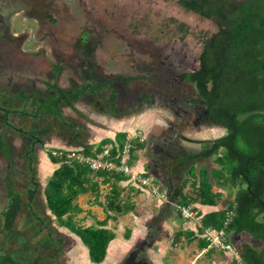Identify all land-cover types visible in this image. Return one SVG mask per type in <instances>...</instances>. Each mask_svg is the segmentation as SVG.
I'll list each match as a JSON object with an SVG mask.
<instances>
[{
    "label": "flooded vegetation",
    "instance_id": "obj_1",
    "mask_svg": "<svg viewBox=\"0 0 264 264\" xmlns=\"http://www.w3.org/2000/svg\"><path fill=\"white\" fill-rule=\"evenodd\" d=\"M123 1L0 0V264H150L152 254L164 248L169 234L153 218L111 260L93 261L77 232L47 211L35 168L44 143L24 123L15 125L10 110L14 89L20 94L38 75L66 71L72 74L71 90L85 88L79 96L85 104L109 105L113 98L124 113L155 110L166 124L147 139L156 166L172 153L193 155L195 144L209 142L199 133L220 126L193 79L207 37L201 36L200 24L191 29L174 15L158 26L157 35L148 34L163 11L141 7V0L137 8L122 6ZM16 16L33 19L36 31L26 28L15 35ZM30 38L39 45L26 49ZM17 118L25 120L21 114Z\"/></svg>",
    "mask_w": 264,
    "mask_h": 264
},
{
    "label": "trees",
    "instance_id": "obj_2",
    "mask_svg": "<svg viewBox=\"0 0 264 264\" xmlns=\"http://www.w3.org/2000/svg\"><path fill=\"white\" fill-rule=\"evenodd\" d=\"M188 11L212 20L218 30L206 37L200 55L198 71L194 74L197 90L207 101V108L214 124L226 133L210 141L197 155L214 158L220 168H228L232 184L240 181L233 203L236 214L229 228L256 229L264 232V223L258 217L264 212V0H179ZM102 84L94 85V87ZM71 90L67 95L58 91L54 102L71 103L83 93ZM12 111V110H11ZM18 113H21L18 111ZM25 115L27 111H23ZM37 115V114H36ZM30 135L32 133H29ZM125 135L119 138L122 146ZM141 144H135L136 151ZM116 152V147L113 148ZM135 156V153H134ZM60 166L48 180L44 194L47 205L61 225L70 227L88 247L93 261L102 262L108 253L115 231L108 227L111 216L96 225L82 226L75 221L81 208L75 204L78 195L94 191L99 195L95 175H114L125 179L123 174L92 171L85 165L66 162L53 157ZM219 194L212 192L210 183L201 182L197 195L183 198L184 204L201 201L216 204ZM108 208L119 214L135 209V204L121 198L116 184L108 194ZM19 204L12 203L14 216ZM226 210L207 214L203 222L222 227ZM247 264H264L262 255L243 250Z\"/></svg>",
    "mask_w": 264,
    "mask_h": 264
},
{
    "label": "crops",
    "instance_id": "obj_3",
    "mask_svg": "<svg viewBox=\"0 0 264 264\" xmlns=\"http://www.w3.org/2000/svg\"><path fill=\"white\" fill-rule=\"evenodd\" d=\"M17 34H19V32H15V35ZM71 77V72L66 71L63 74L53 72L49 76L38 75L35 79L31 80L29 89L23 90L20 94L14 89V94L10 98L12 121L15 125H23L24 123L28 132L39 134L44 143L37 154L35 162H37L39 158L40 163L38 168L42 177L41 180L44 179V181H42V195H44L43 198L45 199L44 201H46L47 211L51 213L47 205L44 189L53 172L61 164L60 162L56 163L53 161V156L47 151V148L83 150L86 153H94L107 146L112 148L117 147L119 138H122L124 135L127 136L128 133L136 134L142 132L143 135H141L144 137V141L136 140L138 145L141 144V147L135 151L134 170L137 173H145L151 176L153 180L158 181L166 189L165 191L158 190L167 194V198L156 196L162 200V204L156 212L157 214L152 212L151 216L146 220L148 223V221L153 218L159 219L161 230L164 229V231L169 234L166 242L161 244L164 246L163 250H156L152 254L150 264H241L230 252L208 249V240L204 237L202 232V226L207 225L203 222V218L211 212L225 210L229 204L233 203L237 193V191L230 193L229 190L221 186L222 184L219 182L222 181L213 178L215 174L214 170L217 168L220 169L214 157L212 159L215 165L211 167H209L206 162L199 161L205 159V157H200L197 154L210 144L211 140L204 143L206 145L204 147L202 146L193 155L175 152L176 154L172 153V156H168L163 160V165L156 166L159 161L148 149L149 145H147V139L151 132H156L161 126L163 127L166 124L157 118L154 109L146 108L139 112L124 113L113 98L109 101V105H106L107 102L105 103V101L99 102L106 107H102V105L98 103H92L90 105L86 102L85 104L83 101H80L81 99L79 98L71 103L58 102V104L55 105V100L62 95L61 93L59 94V90L70 95L68 93L72 89L70 86L72 83ZM112 96L114 97V94ZM96 97L97 95L95 93L93 98ZM20 99H22V102H20ZM46 105H49L48 110L43 111V107ZM52 107H56L53 112H51ZM18 111L21 113H18ZM23 111H27L28 114L25 115L22 113ZM20 114L25 117V120L19 121L17 117ZM13 119L17 121L15 122ZM211 128V137L209 138L212 140L223 136L226 131L224 129L222 135L214 136L216 135L215 131L217 129L214 126ZM199 135H201V132ZM100 142L103 143V147L97 146V143ZM195 164H199V168H193ZM202 165L208 168L203 170V168H201ZM193 169L195 170V176H199L200 179L190 175ZM206 173H209L208 182L212 185V192L220 195L217 199L218 201L216 204H208L201 201L192 203L197 209L198 215L195 219H185L179 211V206L184 204H182L181 201L184 197L192 198L197 195L201 182L205 181V178L201 177ZM190 177L191 181H189ZM93 182L99 184V195L94 191L80 194L76 197L75 204L81 208V212L83 211L81 200L87 199L88 203L93 204L87 209H97L93 212L96 218L93 219V221L96 220V224L100 220H105L110 216H114L109 208L107 209L111 214H104V216H102L99 207L96 205L103 204L102 196H100V192H102L103 188L108 189L105 195L106 206L109 200L108 194L111 193L115 184L121 191L128 187L132 190L133 194L138 196V199H140L139 197L142 192L147 194V199L153 196L155 197L147 188L142 187L128 177L125 179H117L114 175H95L93 176ZM155 185L157 187V184ZM190 190L193 191L192 196V191ZM188 193H190V195H188ZM91 195L94 196L96 204L92 202L93 199L91 200ZM135 205V209L132 211L137 210V204ZM101 208L102 211H105L104 207ZM145 211L149 212L147 210ZM258 219L264 223V212L259 215ZM110 220L109 225L111 227ZM120 225L118 224L116 228L112 227L116 234L112 242L119 240V245L122 246L125 244L123 247L126 248L128 245L126 239L130 236L126 237L128 230H121ZM146 225L144 224L142 226L141 224L140 226L146 229ZM209 226L215 229L220 228L213 225ZM134 233L135 231L132 235H134ZM140 233L143 232L139 228V233L137 234ZM227 239L231 241L241 253L243 250H252L262 255V260L264 261V232L261 233L259 230L256 231V229L237 230V227L234 226L228 229ZM80 240L82 241L81 237ZM116 247L117 243L115 241L113 248ZM111 251L112 244L108 248L107 256ZM243 264L247 263L244 261Z\"/></svg>",
    "mask_w": 264,
    "mask_h": 264
},
{
    "label": "rangeland",
    "instance_id": "obj_4",
    "mask_svg": "<svg viewBox=\"0 0 264 264\" xmlns=\"http://www.w3.org/2000/svg\"><path fill=\"white\" fill-rule=\"evenodd\" d=\"M141 1H142L141 7L144 4H146V5L152 6L153 10H157V11L161 10V11H163L162 13L158 14L156 19H153V21H154L153 22V26H148V28H150V30H151V31L148 32V34L153 33L154 35H157L159 33V31H160L158 26L162 25V23L165 20H170V18L172 16H174V15L175 16H179V18L178 19L175 18L174 21H179V19H183V20L188 22L187 24L190 26L191 29H195L196 23H199L200 24L199 32H200L201 36H204V37L211 36L212 34H214L218 30L217 24L214 23L212 20L203 18V17H201V16H199L197 14H193V13H190V12L189 13H185L183 11V7L179 4L178 0H141ZM136 4H137L136 0H124L122 6L131 5V6H134V8H137ZM129 8L131 9V7H129ZM13 23H14V31L15 32L23 31L26 28H28L29 30L35 32L37 27H38L37 23L33 19H29V18L24 19V18L18 17V16L13 18ZM38 45H39V42H36V40H34V38H30L27 41L26 45H24V46L27 49V48H35ZM46 104H48V103H46ZM48 107H49V105H46L45 107H43V111H47ZM54 109H56V107H52L51 108V112H53ZM15 119H13V120L16 122L17 120H15ZM214 127L217 129L215 131L216 135H214V136L222 135V133L224 132V128L223 127L217 128L216 126H214ZM211 130H212V128L203 130L201 132V135H199V136L202 137V138H206V137L209 138V137H211V135H210L211 134ZM225 133H226V131H225ZM210 140H212V139H210ZM205 145L206 144H202V145L201 144H195L194 145V151H198L202 146L204 147ZM97 146L98 147H103L104 145H103V143L100 142V143H97ZM214 158H215V156H214ZM199 161L200 162H206L209 167H211L212 165H215V163H213V159L212 158H209V159L205 158V159H201ZM39 163H40V160L38 158L35 167L38 168ZM193 168H199V164H195V166ZM201 168H203V170H206V168H208V167L205 166V165H202ZM229 172L230 171H229L228 168H223V169L222 168H220V169L217 168V169L214 170L215 174H214L213 178H215V179H217L219 181H222V182H219V183L222 184L221 186L224 187L226 190H229L230 193H234L235 191H237V187L239 188L241 184H240V181L232 184V182L230 180V173ZM190 175L191 176H195V170L194 169L190 172ZM150 178H151V176H150ZM195 178L200 179L199 176H195ZM201 178H205L204 180L206 182H208L209 173L204 174ZM41 181H44V179H42ZM152 181L155 184H157V187H158V189L160 191H165L166 190L165 187L163 185H161L158 181H155L153 179H152ZM189 181H191V177L189 178ZM208 183H210V182H208ZM107 190L108 189L103 188L102 192H100V196H102V200H103L102 203L103 204H101V205L96 204L95 203V198L92 195H91L92 196L91 200L93 199L92 202L94 204H96L97 207H99L100 214L102 216H104V214H107V215H109L111 213L114 214V216H111V220H110L111 227H110V225H108V227L116 228L118 226V224L119 225L121 224L120 225L121 226V228H120L121 230H126V231L128 230V233H127L126 237L132 236V233L134 231H135L134 234L139 233V228L141 229L142 232H145L146 229L141 228L140 225L141 224H142V226L144 224L146 225L147 224L146 220H148L147 218L151 216L152 212L156 213L159 210V208H160V206L162 204L161 203L162 200L160 198H157L156 196L155 197L153 196V197H150L149 199H147L146 198L147 194L145 192H142L140 197H139L140 199H138V196L136 194H133L132 190L129 189L128 187H126V188H124L121 191V194H122L121 198L123 200H125V201L130 202V203L137 204V210L136 211H131V212L127 213V214H124V213L123 214H119L117 212H112V211H110L111 212L110 213L108 211V209H107L108 207L106 206V202H105V195H106V191ZM190 191H192V190H190ZM192 194H193V191L191 193V196H192ZM188 195H190V193H188ZM42 196H44V195H42ZM44 200L45 199L43 198V201ZM45 202L46 201H44V203ZM81 203L83 205V208H82L83 211L75 215V221L78 224H81L82 226H87V225H90V224H96V222H95L96 220L93 221V219H96L94 217L95 214L93 212L95 210H97V209H95V210L89 209L88 210L87 208L91 207L93 204L88 203L87 199L86 200H81ZM181 203L183 204V200L181 201ZM183 205H188V204H183ZM190 205H191L192 208H194V211L197 212V209L195 208V206L192 205V203H190ZM45 207H46V203H45ZM101 207H104L105 211H102ZM228 207H230V206H227L225 209H228ZM145 210H147L149 212H146ZM132 238L133 237H130V239H126V243L129 244V242H131ZM115 241L117 243V247L113 248V244H115ZM115 241H113V242L111 241L110 244H109V247L112 244V251L107 256V258H110V260H111L112 257L115 256V254L118 252V250H120V248L125 245L124 244V245L121 246V245H119L120 244L119 240H115ZM82 245L84 246V248H86L88 250V247L85 245L84 242H82ZM208 245H209V242H208ZM209 249H216V248H209ZM110 250H111V248H110ZM107 258L105 259L104 263H106ZM242 259H243V255H242ZM240 263L243 264L244 263V259Z\"/></svg>",
    "mask_w": 264,
    "mask_h": 264
},
{
    "label": "built area",
    "instance_id": "obj_5",
    "mask_svg": "<svg viewBox=\"0 0 264 264\" xmlns=\"http://www.w3.org/2000/svg\"><path fill=\"white\" fill-rule=\"evenodd\" d=\"M142 132L128 133L122 146L116 147L114 152L112 147H104L94 153H86L83 150H72L62 148H47V151L56 158L66 162H76L87 166L92 171H104L114 174H123L125 177L147 188L153 195L167 198V194L160 192L149 175L137 173L134 170V148L136 140L144 141ZM235 204L228 207L224 224L221 228L215 229L209 225L202 226L204 237L208 240L209 248H216L225 252H231L239 262H242L241 252L227 239L228 226L236 214ZM179 211L185 219H195L198 215L194 208L188 205L179 206Z\"/></svg>",
    "mask_w": 264,
    "mask_h": 264
}]
</instances>
